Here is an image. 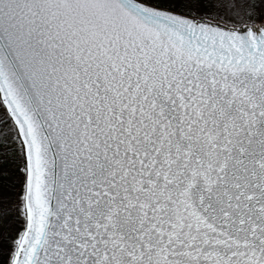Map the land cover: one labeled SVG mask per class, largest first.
<instances>
[{
    "label": "snow or ice",
    "instance_id": "1",
    "mask_svg": "<svg viewBox=\"0 0 264 264\" xmlns=\"http://www.w3.org/2000/svg\"><path fill=\"white\" fill-rule=\"evenodd\" d=\"M0 264H264V0H0Z\"/></svg>",
    "mask_w": 264,
    "mask_h": 264
},
{
    "label": "rangeland",
    "instance_id": "2",
    "mask_svg": "<svg viewBox=\"0 0 264 264\" xmlns=\"http://www.w3.org/2000/svg\"><path fill=\"white\" fill-rule=\"evenodd\" d=\"M258 23H260V22L258 21Z\"/></svg>",
    "mask_w": 264,
    "mask_h": 264
}]
</instances>
